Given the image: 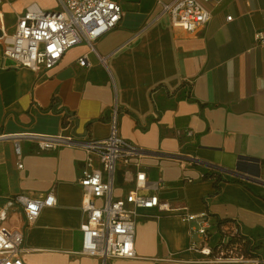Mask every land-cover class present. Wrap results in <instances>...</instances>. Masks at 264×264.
<instances>
[{
	"label": "crops",
	"instance_id": "0c3cea01",
	"mask_svg": "<svg viewBox=\"0 0 264 264\" xmlns=\"http://www.w3.org/2000/svg\"><path fill=\"white\" fill-rule=\"evenodd\" d=\"M51 1L0 0V28L11 31L32 3L54 9ZM171 1L122 0L120 24L94 42V51L76 45L48 70L18 66L3 57L0 45V134L105 138L118 105L121 136L143 150L138 160L148 177L164 183L144 192L172 207L140 208L137 257L104 262L82 252L86 151H43L21 140L19 158L16 141L2 139L0 207L20 194L53 192L57 199L32 225L20 206L6 221L25 233L26 263L264 264V45L255 41L264 29V0H211L212 18L194 32L174 26L163 12L162 3ZM83 55L88 66L79 63ZM185 128L193 135L179 137L177 130ZM118 172L120 195L127 189L122 163ZM213 172L220 179L207 176ZM185 213L207 214L212 226L206 238L191 231L198 223L185 220ZM226 228L256 244L257 256L224 263L200 252L210 247L220 255ZM236 247L247 255L242 243Z\"/></svg>",
	"mask_w": 264,
	"mask_h": 264
},
{
	"label": "built area",
	"instance_id": "2783aa9c",
	"mask_svg": "<svg viewBox=\"0 0 264 264\" xmlns=\"http://www.w3.org/2000/svg\"><path fill=\"white\" fill-rule=\"evenodd\" d=\"M211 0H173L162 3L164 13L171 17L172 24L186 31L201 29L212 18V11L206 5ZM57 7L46 10L38 3L30 4L17 18L15 27L8 31L1 27L0 45L2 55L14 60L18 66L28 67L40 72L56 66L67 50L86 43L91 51L94 42L116 28L123 17L122 0H56ZM232 17H228L231 19ZM258 45H264V29L255 33ZM82 66H88L87 55L79 59ZM111 130L105 138L78 139L70 134L55 135L24 132L0 134V140L12 138L17 144L18 157H22L19 141L29 140L37 143L41 150L48 151L63 146L83 148L86 153L85 165L80 182L84 188L82 203L85 220L81 225L82 252L100 257L104 262L109 258L132 259L137 257L135 238L140 208H158L171 210L172 207L161 201L156 191L164 183L161 179H150L138 158L143 150L136 144L123 138L119 132V108L115 105L110 117ZM179 137H190V128L178 129ZM197 161L189 156V160ZM126 168L123 181L127 185L124 193H115L119 179V164ZM23 165L20 164V167ZM210 171L216 169L207 167ZM57 203L55 194L36 198L20 194L9 197L0 207V264H28L22 257L25 233L22 229L8 227L6 221L11 212L20 206L23 209L26 225H32L46 206ZM201 217V220L198 218ZM184 219L196 221L198 226L191 231L207 237L211 222L206 213L200 215L184 214ZM228 233L223 245L229 241ZM195 247L196 243H194ZM200 252L212 262L224 263L246 261L251 257L239 253L236 245L227 246L217 257L213 249L201 247ZM218 262V261H217Z\"/></svg>",
	"mask_w": 264,
	"mask_h": 264
},
{
	"label": "trees",
	"instance_id": "16d2710c",
	"mask_svg": "<svg viewBox=\"0 0 264 264\" xmlns=\"http://www.w3.org/2000/svg\"><path fill=\"white\" fill-rule=\"evenodd\" d=\"M215 174H217L218 179H220L218 173L213 172V174H207V176H216ZM226 234H228L226 232ZM242 243L245 252L247 253V256L250 257H255L257 256L256 254V244H254L250 239H248L247 236L243 235L240 232L234 233L230 235L229 241L226 243L227 246H234L236 244ZM256 245V246H255Z\"/></svg>",
	"mask_w": 264,
	"mask_h": 264
},
{
	"label": "rangeland",
	"instance_id": "374dc122",
	"mask_svg": "<svg viewBox=\"0 0 264 264\" xmlns=\"http://www.w3.org/2000/svg\"><path fill=\"white\" fill-rule=\"evenodd\" d=\"M51 2H52V4H53V8H56V7H57V2H56V0H52Z\"/></svg>",
	"mask_w": 264,
	"mask_h": 264
},
{
	"label": "water",
	"instance_id": "95a60500",
	"mask_svg": "<svg viewBox=\"0 0 264 264\" xmlns=\"http://www.w3.org/2000/svg\"><path fill=\"white\" fill-rule=\"evenodd\" d=\"M2 33H1V30H0V35H1Z\"/></svg>",
	"mask_w": 264,
	"mask_h": 264
}]
</instances>
